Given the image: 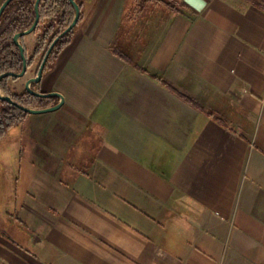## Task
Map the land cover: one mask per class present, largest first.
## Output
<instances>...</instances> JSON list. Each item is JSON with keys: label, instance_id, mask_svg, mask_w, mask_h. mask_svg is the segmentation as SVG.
Returning a JSON list of instances; mask_svg holds the SVG:
<instances>
[{"label": "crops", "instance_id": "0c3cea01", "mask_svg": "<svg viewBox=\"0 0 264 264\" xmlns=\"http://www.w3.org/2000/svg\"><path fill=\"white\" fill-rule=\"evenodd\" d=\"M160 2L83 0L31 84L62 103L0 137V264H264V0Z\"/></svg>", "mask_w": 264, "mask_h": 264}, {"label": "trees", "instance_id": "16d2710c", "mask_svg": "<svg viewBox=\"0 0 264 264\" xmlns=\"http://www.w3.org/2000/svg\"><path fill=\"white\" fill-rule=\"evenodd\" d=\"M34 1L12 0L0 15V74L4 72H19L21 70L22 64L19 51L12 41V36L16 32L26 30L32 24L34 19V12H32ZM74 1L80 8V20L83 0ZM139 1L131 0V6L133 8L134 4L138 6ZM154 1L157 3L162 0ZM39 15V21L34 31L36 34V44L33 55L28 59V65H31L39 55L43 56L53 40L70 24L74 15V9L68 0H41L39 4ZM75 26L67 34L58 38L47 56V61L51 60L52 57L56 56L70 43V34ZM8 79L11 78L7 77L0 80V91L3 95L10 96L14 102L34 109L46 108L55 103L50 98H39L31 96L26 92L23 95L11 93L6 87ZM161 84L175 92L173 88L164 82H161ZM175 94L182 100L195 105L193 101L185 96L177 92ZM26 115V112H23L8 102L0 101V137L4 135L7 129L17 125Z\"/></svg>", "mask_w": 264, "mask_h": 264}, {"label": "water", "instance_id": "95a60500", "mask_svg": "<svg viewBox=\"0 0 264 264\" xmlns=\"http://www.w3.org/2000/svg\"><path fill=\"white\" fill-rule=\"evenodd\" d=\"M10 1H12V0H4L2 2L1 6H0V15H1L2 11L5 9V7L7 6V4ZM40 1L41 0H35L34 1V6H33L34 19H33L32 24L30 25V27L27 28L26 30L16 32L12 36V41H13L14 45L18 48V51H19L21 64H22L21 65V70L19 72H4V73H1L0 74V80L3 79V78H7V77L20 78V77L24 76V74H25V72L27 70V67H28V60L26 58V55H25V52H24V48H23L22 44L19 42V40L23 36L32 33L35 30V28L37 27V24H38V21H39V16H40L39 15V9H38ZM68 1L72 5V7L74 9V15H73V18H72L70 24L49 45V47L46 49L44 55L42 56V58H41V60L39 62V65H38V68H37L35 76L31 77V78H28L25 81V84H24L25 92L28 93L31 96H35V97H39V98L57 97L59 99V101L53 106H50V107H47V108H40V109L28 108V107H25L23 105H20V104L14 102L8 95H3L1 93H0V101L8 102L9 104L17 107L18 109H20L23 112H26L28 114H36V113L52 111V110L57 109L61 105L62 97L60 96V94H58L56 92H50V93L37 92V91H35V90H33L31 88V84L32 83H37L40 80L44 65H45V63L47 61V56H48L49 52L51 51V49L53 48V46L55 45V43L57 42L58 38H60L63 35L67 34L76 25V23H77V21L79 19V15H80L79 5L74 0H68Z\"/></svg>", "mask_w": 264, "mask_h": 264}, {"label": "clouds", "instance_id": "9594fccd", "mask_svg": "<svg viewBox=\"0 0 264 264\" xmlns=\"http://www.w3.org/2000/svg\"><path fill=\"white\" fill-rule=\"evenodd\" d=\"M9 135L19 136V128L13 126L9 129ZM16 164V145L13 144L6 148L0 149V165L13 167ZM178 209H182L179 215L174 216L169 232L173 239L185 237L194 230L197 225L195 217L202 213L203 209L191 200L190 197H179L175 201Z\"/></svg>", "mask_w": 264, "mask_h": 264}, {"label": "rangeland", "instance_id": "374dc122", "mask_svg": "<svg viewBox=\"0 0 264 264\" xmlns=\"http://www.w3.org/2000/svg\"><path fill=\"white\" fill-rule=\"evenodd\" d=\"M4 0H0V6H1V4H2V2H3ZM41 2V1H40ZM40 2H39V4H40ZM38 9H39V6H38ZM32 12H34V9H32ZM80 16V15H79ZM79 20V19H78ZM78 22V21H77ZM77 24V23H76ZM35 31V30H34ZM33 31V32H34ZM35 33V32H34ZM49 47V46H48ZM9 80H12V79H9ZM0 93L2 94V92L0 91Z\"/></svg>", "mask_w": 264, "mask_h": 264}, {"label": "snow or ice", "instance_id": "6c2138e0", "mask_svg": "<svg viewBox=\"0 0 264 264\" xmlns=\"http://www.w3.org/2000/svg\"><path fill=\"white\" fill-rule=\"evenodd\" d=\"M198 6L202 7L203 6V0H197Z\"/></svg>", "mask_w": 264, "mask_h": 264}, {"label": "flooded vegetation", "instance_id": "af4514ba", "mask_svg": "<svg viewBox=\"0 0 264 264\" xmlns=\"http://www.w3.org/2000/svg\"><path fill=\"white\" fill-rule=\"evenodd\" d=\"M28 60V59H27ZM23 95V94H22ZM10 97V96H9Z\"/></svg>", "mask_w": 264, "mask_h": 264}]
</instances>
